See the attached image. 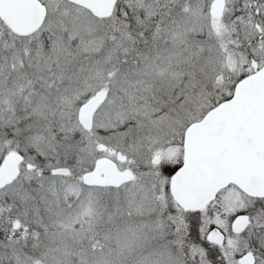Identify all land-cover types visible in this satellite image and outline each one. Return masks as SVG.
Masks as SVG:
<instances>
[{"label":"snow or ice","instance_id":"snow-or-ice-1","mask_svg":"<svg viewBox=\"0 0 264 264\" xmlns=\"http://www.w3.org/2000/svg\"><path fill=\"white\" fill-rule=\"evenodd\" d=\"M0 264H264V0H0Z\"/></svg>","mask_w":264,"mask_h":264}]
</instances>
